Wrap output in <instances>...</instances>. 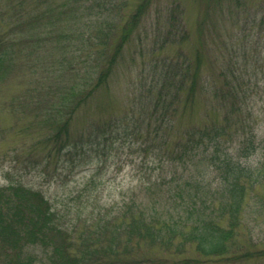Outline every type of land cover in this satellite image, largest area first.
<instances>
[{
  "label": "rangeland",
  "instance_id": "1",
  "mask_svg": "<svg viewBox=\"0 0 264 264\" xmlns=\"http://www.w3.org/2000/svg\"><path fill=\"white\" fill-rule=\"evenodd\" d=\"M136 3L0 0V42L11 57L0 67V187L19 183L41 191L53 209L65 215L67 225L78 221V229L84 219L96 215L119 216L130 198L148 200V185L160 174L168 177L173 168L196 174L189 161L183 167L148 151L146 91L151 81L157 86L162 82L157 78L162 58L200 49L203 61L197 85L208 82L214 87L198 91L193 107L177 114L171 130L164 127L171 138L169 148L189 126L221 118L219 90L224 83L222 69L228 64L238 70L244 86V109L252 132L264 140V0H152L108 81L72 115L64 148L57 152L50 143L44 146L41 140L47 133L35 124L43 106L35 107L22 95L36 80L50 78L62 54L69 57L78 48L74 43L89 37L91 29L114 32L109 24H122L121 16ZM71 36L77 40L71 41ZM52 100L46 99L47 107ZM36 111L37 117L32 113ZM97 126L112 129L107 141L90 136ZM246 164H264V149ZM29 251L35 264H48L42 248ZM132 251L147 259L139 264H264V180L246 196L228 254L205 257L191 243L181 253L144 243Z\"/></svg>",
  "mask_w": 264,
  "mask_h": 264
},
{
  "label": "trees",
  "instance_id": "2",
  "mask_svg": "<svg viewBox=\"0 0 264 264\" xmlns=\"http://www.w3.org/2000/svg\"><path fill=\"white\" fill-rule=\"evenodd\" d=\"M151 1L137 0L131 12L121 16L122 24H109L111 31H119L117 37L106 29H91L89 37L74 43L78 48L69 57L62 54L50 78L36 80L22 95L35 107L43 106L38 115L32 113L41 116H36L35 124L47 133L41 140L44 146L50 143L57 152L64 148L72 115L108 81L124 47L140 30ZM180 51L160 60V85L148 83V151L183 167L189 161L196 174L174 168L168 177L160 174L148 185V200L130 198L119 216L96 215L84 219L80 229L78 221L67 225L65 215L54 210L41 191L19 183L2 186L0 264H35L29 251L35 247L46 252L48 264H139L147 259L132 248L142 243L175 253L191 243L205 257L233 249L246 196L264 180V164L246 163L264 149V144L259 147L264 140L252 132L244 109V86L238 70L228 64L222 69L224 83L219 90L221 118L189 126L173 147L167 146L171 138L164 127L173 128L177 114L193 107L197 93L214 89L208 82L197 85L203 61L200 49L193 54ZM10 59L0 49V67ZM181 92L183 98L178 99ZM46 97L54 99L48 107ZM105 129L97 126L89 134L105 142L112 131Z\"/></svg>",
  "mask_w": 264,
  "mask_h": 264
}]
</instances>
